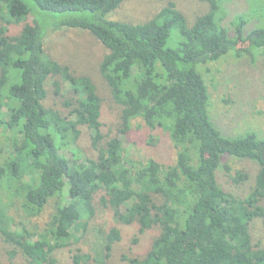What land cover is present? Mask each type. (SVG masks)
I'll return each mask as SVG.
<instances>
[{
	"label": "trees",
	"instance_id": "16d2710c",
	"mask_svg": "<svg viewBox=\"0 0 264 264\" xmlns=\"http://www.w3.org/2000/svg\"><path fill=\"white\" fill-rule=\"evenodd\" d=\"M32 1L44 12L91 14L69 16L59 28L87 30L109 50L100 70L126 111L122 133L141 118L152 131L169 130L182 150L175 166L127 159L121 139L105 134L92 80L46 54V32L26 23L32 9L25 0H0V233L14 223L4 196L30 218L55 204L43 231L22 224L7 242L29 264H62L61 255L64 264H106L122 242L119 228L107 235L98 259L73 247L101 193V204L123 224H137L140 235L160 229L147 255L124 256L127 264H264V245L254 238L255 225L264 226V139L255 132L230 138L218 131L200 71L231 52L238 58L263 50L264 14L250 24L241 10L224 12L221 0H200L210 11L190 25L169 2L151 21L130 24L105 19L125 0ZM14 24H25L19 36L10 34ZM51 80L56 95L70 97L67 116L46 105ZM84 129L96 156L80 164L74 152L71 163L61 151L76 146ZM225 157L257 166L255 176L240 171L231 180L235 188L252 182L247 196L220 184Z\"/></svg>",
	"mask_w": 264,
	"mask_h": 264
},
{
	"label": "rangeland",
	"instance_id": "374dc122",
	"mask_svg": "<svg viewBox=\"0 0 264 264\" xmlns=\"http://www.w3.org/2000/svg\"><path fill=\"white\" fill-rule=\"evenodd\" d=\"M32 11L26 23L39 24L46 32V54L59 63L71 68L75 76L88 77L97 88L103 105V123L105 134L108 137H118L123 143L127 159L139 162L155 160L166 166H175L177 157L182 148L171 139L169 130L160 128L155 131L149 129L141 118L132 120L128 133H122L123 120L126 118L124 107L116 103L111 89L101 74V63L109 50L97 40L89 31L74 28H59V23L71 17L91 18L88 13H49L40 10L32 0H25ZM169 2H175L177 7L186 16L192 25L199 16L210 11V5L200 0H125L119 8L109 13L105 19L130 24H143L151 21ZM223 11L231 13L241 10L248 16L252 24L254 18H261L264 14V0H221ZM3 21L0 19V26ZM25 24L10 26V34L19 36ZM171 41V46L174 47ZM242 48L247 45L241 44ZM241 48V47H239ZM209 88V113L218 131L225 137L242 136L248 132H255L264 139V49L255 51L254 57H238L229 53L215 63L203 65L200 70ZM59 79V78H58ZM61 80V79H59ZM62 81V80H61ZM64 86L65 84L62 83ZM65 94V92H64ZM68 95L58 96L54 92L52 80L48 84V108L61 112L63 116L69 114L65 101ZM79 155V163L85 158L95 157L92 147L91 133L86 129L82 131L76 146L71 145L61 151L71 163L74 161L73 153ZM247 172L255 176L258 171L254 163L234 157H225L222 167L218 171L220 184L227 190L235 189V193L243 198L249 194L252 182L247 186L235 188L231 180L238 172ZM103 195L95 196V216L89 221L81 223V229L76 237L77 245L84 252L91 253L95 258L103 254L107 235L113 228L122 232V242L114 247L110 259L106 264H127L124 256L144 258L152 247L154 240L159 236L160 229L154 227L146 233L139 234L137 224H123L114 214V210L105 208L101 204ZM264 207V200L261 202ZM6 214L12 218L11 226L3 235L0 233V261L3 264H29L25 255L16 247L7 242V236L14 234L20 225L29 228H39L43 231L50 221L51 212L55 204L51 203L49 209L41 216L28 217L19 202L9 200L4 196ZM123 213L125 210H122ZM254 238L257 243L264 245V226L262 222L255 225ZM137 241V242H135ZM66 261L67 257L61 255ZM100 264V263H99Z\"/></svg>",
	"mask_w": 264,
	"mask_h": 264
}]
</instances>
